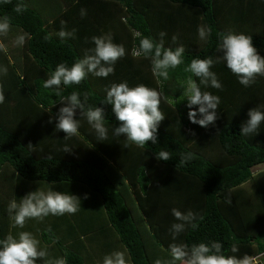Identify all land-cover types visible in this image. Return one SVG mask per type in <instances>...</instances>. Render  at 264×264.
<instances>
[{
  "label": "trees",
  "instance_id": "16d2710c",
  "mask_svg": "<svg viewBox=\"0 0 264 264\" xmlns=\"http://www.w3.org/2000/svg\"><path fill=\"white\" fill-rule=\"evenodd\" d=\"M3 18L10 28L0 33V66L7 68L0 74L6 98L0 104V239L29 231L47 248L49 259L65 257L68 264H102L116 250H126L130 264H170L172 244L219 241L223 255L264 264V171L252 173L264 164V122L258 134L240 135L248 111L264 106V76L244 87L223 63L215 64L211 70L223 89L202 86L221 98L215 125L191 124L183 103L175 108L164 99L158 142L146 148L114 137L111 126L120 122L111 106L99 104L105 89L124 81L179 96L189 75L184 67L193 57L220 55L219 34L229 30L251 36L264 56V0H0ZM202 26L211 28L207 41L198 35ZM61 30L75 31L62 39ZM161 32L166 48L185 47V64L163 83L153 77L150 60L136 55L143 37L159 42ZM105 34L126 49L114 74H89L79 85L62 86V94L77 91L87 99L86 108L104 107L108 137L99 139L86 116L77 113L80 136L67 138L55 130V121L48 122L60 105L43 82L58 64L71 67L90 54L92 37ZM161 150L171 151L172 158L157 160ZM186 153L192 160L180 164ZM45 183L79 196L82 210L14 227L9 202ZM173 208L194 213L197 225L186 224L175 239L171 225L180 221Z\"/></svg>",
  "mask_w": 264,
  "mask_h": 264
},
{
  "label": "clouds",
  "instance_id": "9594fccd",
  "mask_svg": "<svg viewBox=\"0 0 264 264\" xmlns=\"http://www.w3.org/2000/svg\"><path fill=\"white\" fill-rule=\"evenodd\" d=\"M16 10L23 11V5H18ZM81 14L86 13L82 10ZM9 28L7 18L0 19V33L7 32ZM74 31L61 30L58 35L62 39L70 38ZM210 34L211 28L208 26L198 29L201 40L207 41ZM159 36V42L151 37H143L136 55L150 60L153 77L163 83L169 80L171 70L185 64V47L179 45L175 49L166 48L164 46L166 33L161 32ZM175 39L173 37V40ZM23 42L24 37L20 36L18 43L23 44ZM92 42L95 47L89 50L90 54L77 60L71 67L66 63L58 64L50 78L43 82L45 89L55 92L60 105L56 114L49 117L48 122L51 124L55 121V130L65 133L67 138L80 136V121L76 118L77 113L86 116L88 124L99 139L104 140L108 137L109 127L105 125L109 123L105 118L104 107L88 105L86 108L87 99L82 100L77 91H72L68 95L62 94L63 88L79 85L89 74L99 78H107L114 74L116 62L126 55L125 47L114 43L110 34L94 36ZM216 53L220 55L214 57L210 55L207 58L193 57L184 67V72L189 75L181 81L183 91L179 96L166 97L161 90L144 84L130 87L127 81L112 83L105 89L106 95L99 103L102 106H111V113L116 121L120 122L116 127L109 124L112 135L123 136L139 148H146L148 142L157 144L158 128L166 117L160 110L161 101L164 99L175 108L183 103L188 109L187 118L191 124L201 128L214 126L219 119L221 98L210 91L202 90V86L203 89H223L217 73L211 70L213 66L223 63L244 87L252 86L256 83L257 77L264 76V56H261L258 49L253 46L252 37L249 35L232 30L220 33ZM6 72L7 68L0 66V74ZM5 99L3 86L0 85V104H3ZM262 107L264 106H256L248 111V118L240 125V135L258 134V129L264 122ZM69 151L70 149H65V153ZM171 158L169 150H161L156 154L157 160L168 161ZM191 160L192 154L186 153L179 162L186 164ZM45 184L47 187L36 188L20 199L14 196L9 202L7 211L14 227L22 229L30 219L43 220L50 215L63 216L82 210L79 196L67 191H55L54 184ZM172 215L180 221L171 225L173 239L185 230L186 224L190 223L193 229L197 227L192 223L195 220V214L192 212L183 213L173 208ZM222 248L223 245L219 241L200 242L191 247L183 243L172 244L170 264L177 262L179 264H243L236 256L223 255ZM232 251H237V248L233 246ZM48 257L47 248L42 247L40 240L29 231H20L15 236L9 233L5 238L0 239V264H37L38 260L41 264H68L65 257H57L54 260ZM102 264H130V259L126 256V250H116L105 255ZM156 264H161V261L157 260Z\"/></svg>",
  "mask_w": 264,
  "mask_h": 264
},
{
  "label": "rangeland",
  "instance_id": "374dc122",
  "mask_svg": "<svg viewBox=\"0 0 264 264\" xmlns=\"http://www.w3.org/2000/svg\"><path fill=\"white\" fill-rule=\"evenodd\" d=\"M261 171H264V164L263 165H260V166H257V167H255V168H253V170H252V173L253 174H256L257 172H261ZM248 186V185H247ZM262 258V257H261ZM257 262V264H260V262L257 260V259H255ZM263 260H264V257H263V259H262V262L261 263H263ZM255 263V264H256ZM243 264H252L251 262H244Z\"/></svg>",
  "mask_w": 264,
  "mask_h": 264
}]
</instances>
